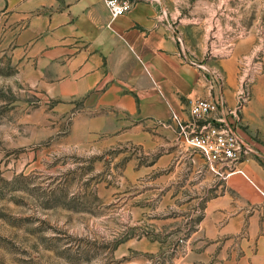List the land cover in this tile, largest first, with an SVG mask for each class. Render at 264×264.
I'll list each match as a JSON object with an SVG mask.
<instances>
[{"label":"rangeland","instance_id":"rangeland-1","mask_svg":"<svg viewBox=\"0 0 264 264\" xmlns=\"http://www.w3.org/2000/svg\"><path fill=\"white\" fill-rule=\"evenodd\" d=\"M163 2L228 105L245 90L240 131L264 166V0ZM16 12L0 0V264H202L187 257L224 180L173 120L85 123L17 51Z\"/></svg>","mask_w":264,"mask_h":264},{"label":"crops","instance_id":"crops-1","mask_svg":"<svg viewBox=\"0 0 264 264\" xmlns=\"http://www.w3.org/2000/svg\"><path fill=\"white\" fill-rule=\"evenodd\" d=\"M9 1L23 22L17 51L37 62L43 89L73 101L85 123H166L171 109L187 120L190 102L214 93L163 0H134L112 23L103 0ZM254 159L238 164L243 173L218 177L221 192L202 209L201 249L187 260L264 264V166Z\"/></svg>","mask_w":264,"mask_h":264},{"label":"built area","instance_id":"built-area-1","mask_svg":"<svg viewBox=\"0 0 264 264\" xmlns=\"http://www.w3.org/2000/svg\"><path fill=\"white\" fill-rule=\"evenodd\" d=\"M103 2L109 12L110 23L131 11L135 5L134 0ZM212 88L214 93L210 97L190 102L187 120L180 119L173 109L171 114L181 129L183 141L201 154L211 172L225 179L235 172L243 173L238 169L242 161L262 155L240 131L241 114L247 98L245 90L239 92L236 104L231 107L225 98L223 79L219 75L213 76Z\"/></svg>","mask_w":264,"mask_h":264}]
</instances>
